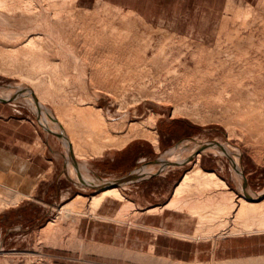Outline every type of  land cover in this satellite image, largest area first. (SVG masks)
I'll return each mask as SVG.
<instances>
[{
  "label": "rangeland",
  "instance_id": "rangeland-1",
  "mask_svg": "<svg viewBox=\"0 0 264 264\" xmlns=\"http://www.w3.org/2000/svg\"><path fill=\"white\" fill-rule=\"evenodd\" d=\"M197 160L229 188L165 207ZM243 181L264 200V0H0V264H264Z\"/></svg>",
  "mask_w": 264,
  "mask_h": 264
},
{
  "label": "bare ground",
  "instance_id": "bare-ground-1",
  "mask_svg": "<svg viewBox=\"0 0 264 264\" xmlns=\"http://www.w3.org/2000/svg\"><path fill=\"white\" fill-rule=\"evenodd\" d=\"M32 40V39H31ZM31 40H29V42H31ZM27 43V42H26ZM11 51V49H10ZM92 53V52H91ZM91 53H89L91 55ZM88 54V55H89ZM87 56V55H86ZM91 57V56H89ZM252 107V106H251ZM80 110V109H79ZM254 110V108H253ZM85 111V110H84ZM89 111V110H88ZM95 111V110H94ZM98 111V110H97ZM255 111H256V108H255ZM68 113V112H67ZM80 113V112H79ZM253 113V112H251ZM258 113V112H257ZM88 114V113H87ZM86 114V115H87ZM247 114V113H246ZM59 115V114H58ZM244 115V113H243ZM256 115V114H255ZM85 116V115H84ZM60 117V116H59ZM65 118V117H64ZM72 118V117H71ZM253 118V117H251ZM258 118V117H257ZM60 119V118H59ZM97 119V118H95ZM60 120H63V119H60ZM105 124L104 122L101 121L100 118H98L96 121H98ZM73 121V120H72ZM98 122V123H99ZM62 123V122H61ZM65 123V122H64ZM63 123V124H64ZM75 123V122H74ZM91 123V122H90ZM89 123V124H90ZM261 123V122H260ZM81 124V123H80ZM93 126H97L98 124H96V122L92 123ZM132 125H135V124H132ZM139 125V124H138ZM74 126V124H73ZM92 126V125H90ZM71 127V126H70ZM77 127V126H76ZM74 127V128H76ZM79 127V125H78ZM77 127V128H78ZM91 128V127H90ZM141 128V127H140ZM143 128V127H142ZM103 129V128H102ZM69 130V129H68ZM77 130V129H76ZM95 130V129H94ZM140 130V129H138ZM71 131V130H70ZM90 132V131H89ZM136 132V131H135ZM152 132V131H151ZM79 133V132H78ZM77 134V133H76ZM149 134V133H148ZM147 134V135H148ZM146 135V136H147ZM130 136V135H129ZM128 136V137H129ZM149 136L151 137V134H149ZM124 137V136H123ZM68 139L70 140L69 144L71 145V147H74L75 149H78V143L79 141L77 142V139L75 137V134L73 133V131L70 133ZM152 141H154L155 144L158 143V140L156 137H152ZM96 142V141H95ZM95 144V143H94ZM80 146V145H79ZM225 146V145H224ZM213 147V146H212ZM70 148V147H69ZM217 148V147H216ZM214 147V149H216ZM99 149V148H98ZM208 149H211L208 147ZM213 149V148H212ZM71 151V150H70ZM78 151V150H77ZM76 151V152H77ZM228 152V151H227ZM78 154H81V153H78ZM230 154V153H229ZM184 160V159H183ZM233 162L236 163L235 159H233ZM82 163H84L85 165H88L87 162L84 160H82ZM238 164V163H236ZM69 166V165H68ZM72 166H73V163H72ZM166 170V169H165ZM166 172V171H165ZM163 173V172H162ZM238 175V174H237ZM242 185H241V188H242V191L245 190V194L243 196H238V199H237V208H236V212H234L235 214L234 215V218H233V223L234 224H238L241 223V222H244L243 224L245 225L244 229H242L243 227H240L238 226V228H232L234 230V233H238L239 235L241 233H248V234H251V233H260L263 229H264V200L263 201H260V202H251L250 201V198L248 199V197L246 195H248V191H247V187H246V184L243 182H241ZM240 185V183H239ZM126 186V185H125ZM194 187V188H193ZM212 187H217L219 189H228L229 186L227 184V182L222 178L220 177L216 172H210V171H206L204 170L201 165H200V161L197 160L195 163H194V167L193 169H191L190 171H188L187 173H185V175L183 176L182 180L180 181V183L175 187L174 191H173V199L165 206V207H168L170 204H173L175 203L176 201H179V198L181 197V195L184 193V192H193V191H197L200 193H202L201 191H205V190H208ZM196 189V190H195ZM247 191V192H246ZM209 194V193H208ZM185 195V194H184ZM195 195V194H194ZM109 196H114V197H121L123 198V194L121 192V188L120 187H117V186H112V187H108V188H105L103 190H101L97 195H94L90 198V205L92 208H97V207H100L103 203V201L109 197ZM196 196V195H195ZM194 198V197H193ZM191 198V199H193ZM81 199H84V197L80 194H78L73 201H80ZM175 201V202H174ZM206 201V200H205ZM173 202V203H172ZM234 204V203H233ZM223 206V205H221ZM231 206V205H230ZM164 207V208H165ZM232 207V206H231ZM63 209H66V208H69L68 207V204H66L64 207H62ZM230 207L226 208L225 207H218V208H215V211L213 210V214L212 215H221L222 214H225L227 213V209H229ZM156 209V207H152L151 209H149L148 211H154ZM60 210V209H59ZM235 210V209H234ZM152 211V212H153ZM195 212H192L194 213L193 215L194 216H197L199 215V213L202 211H198V210H194ZM212 211V210H211ZM231 211V210H230ZM63 213V210L61 211ZM59 212V213H61ZM233 212V211H232ZM65 213V212H64ZM191 213V214H192ZM204 213V212H203ZM211 214V213H210ZM231 214V213H230ZM229 214V215H230ZM59 215V214H58ZM57 215V217H58ZM205 216V214H202V218ZM212 215H210V217H207L206 220H209V218L212 217ZM207 216V215H206ZM201 217V216H200ZM220 217V216H218ZM217 217V218H218ZM223 217V216H222ZM227 217V216H226ZM232 217V216H231ZM61 218V217H60ZM228 218V217H227ZM219 219V218H218ZM225 219V218H223ZM212 220V219H211ZM243 220V221H242ZM210 221V220H209ZM220 222V221H219ZM226 222V221H225ZM200 224V222H199ZM205 224V223H204ZM204 224L202 226H204ZM224 224V223H223ZM221 224V225H223ZM226 224V223H225ZM228 224V223H227ZM254 224H257L258 227H256L257 229H255L253 227ZM206 225V224H205ZM256 225V226H257ZM207 227V226H206ZM211 227V226H210ZM200 228V227H199ZM209 228V227H208ZM207 229V228H206ZM247 229V230H246ZM196 231V230H195ZM264 231V230H263ZM262 231V232H263ZM199 232V231H198ZM261 232V233H262Z\"/></svg>",
  "mask_w": 264,
  "mask_h": 264
},
{
  "label": "crops",
  "instance_id": "crops-1",
  "mask_svg": "<svg viewBox=\"0 0 264 264\" xmlns=\"http://www.w3.org/2000/svg\"><path fill=\"white\" fill-rule=\"evenodd\" d=\"M167 162H168V160H167ZM162 165V167L164 166V165H166V162L164 163H162L161 164ZM164 169V168H163ZM144 171H145V169H144ZM144 171H137V172H131V173H129L126 177H124L123 179H129V180H131L132 181V179H134L136 176H138V175H140L141 177L142 176H148V174H150V173H147V172H144ZM151 174H156V173H151ZM145 176L143 177V178H145ZM123 179L121 178L119 181H123ZM120 184H122L121 182H120Z\"/></svg>",
  "mask_w": 264,
  "mask_h": 264
}]
</instances>
